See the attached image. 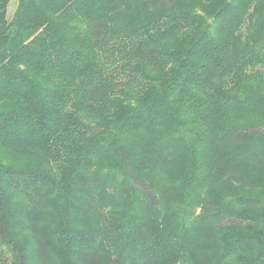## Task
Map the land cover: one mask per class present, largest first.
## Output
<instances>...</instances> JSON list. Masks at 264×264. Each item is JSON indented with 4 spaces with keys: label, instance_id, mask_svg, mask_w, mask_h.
<instances>
[{
    "label": "trees",
    "instance_id": "trees-1",
    "mask_svg": "<svg viewBox=\"0 0 264 264\" xmlns=\"http://www.w3.org/2000/svg\"><path fill=\"white\" fill-rule=\"evenodd\" d=\"M0 0V264H264V0Z\"/></svg>",
    "mask_w": 264,
    "mask_h": 264
},
{
    "label": "rangeland",
    "instance_id": "rangeland-1",
    "mask_svg": "<svg viewBox=\"0 0 264 264\" xmlns=\"http://www.w3.org/2000/svg\"><path fill=\"white\" fill-rule=\"evenodd\" d=\"M18 0H11L9 5L10 14L15 10Z\"/></svg>",
    "mask_w": 264,
    "mask_h": 264
}]
</instances>
